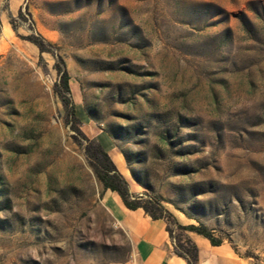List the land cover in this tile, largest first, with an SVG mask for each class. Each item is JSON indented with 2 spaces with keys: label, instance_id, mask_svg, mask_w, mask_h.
Returning a JSON list of instances; mask_svg holds the SVG:
<instances>
[{
  "label": "rangeland",
  "instance_id": "374dc122",
  "mask_svg": "<svg viewBox=\"0 0 264 264\" xmlns=\"http://www.w3.org/2000/svg\"><path fill=\"white\" fill-rule=\"evenodd\" d=\"M99 144L264 264V0H0V264H137Z\"/></svg>",
  "mask_w": 264,
  "mask_h": 264
},
{
  "label": "crops",
  "instance_id": "0c3cea01",
  "mask_svg": "<svg viewBox=\"0 0 264 264\" xmlns=\"http://www.w3.org/2000/svg\"><path fill=\"white\" fill-rule=\"evenodd\" d=\"M118 198L113 204L114 215L131 238L137 264H187L175 254L174 242L164 220H153L142 209L129 210ZM188 236L198 248V264H252L227 242L214 246L210 240L196 233L190 232Z\"/></svg>",
  "mask_w": 264,
  "mask_h": 264
},
{
  "label": "trees",
  "instance_id": "16d2710c",
  "mask_svg": "<svg viewBox=\"0 0 264 264\" xmlns=\"http://www.w3.org/2000/svg\"><path fill=\"white\" fill-rule=\"evenodd\" d=\"M64 85V94L71 105L72 113H76V106L72 101V92L69 85V76L67 72L62 75ZM99 157L93 162L94 172L99 181L106 190L116 193L122 200L124 206L132 211L142 209L153 220H164L167 224V231L174 242V252L177 256L183 258L187 264H198L199 251L193 243L188 233H196L210 240L212 245L220 246L224 241L217 238L211 231L203 226H183L165 209L161 202L152 197L142 194H134L130 190V184L125 176L117 169L108 152L99 144ZM135 180L140 182L132 172Z\"/></svg>",
  "mask_w": 264,
  "mask_h": 264
},
{
  "label": "bare ground",
  "instance_id": "6f19581e",
  "mask_svg": "<svg viewBox=\"0 0 264 264\" xmlns=\"http://www.w3.org/2000/svg\"><path fill=\"white\" fill-rule=\"evenodd\" d=\"M117 166L119 167V169H121L122 171H125L124 168V160L121 156H119L116 160Z\"/></svg>",
  "mask_w": 264,
  "mask_h": 264
}]
</instances>
